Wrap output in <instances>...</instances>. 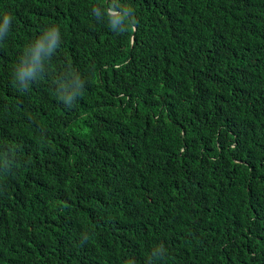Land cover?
Returning <instances> with one entry per match:
<instances>
[{
  "label": "trees",
  "instance_id": "1",
  "mask_svg": "<svg viewBox=\"0 0 264 264\" xmlns=\"http://www.w3.org/2000/svg\"><path fill=\"white\" fill-rule=\"evenodd\" d=\"M5 15L0 264H264V0Z\"/></svg>",
  "mask_w": 264,
  "mask_h": 264
},
{
  "label": "clouds",
  "instance_id": "2",
  "mask_svg": "<svg viewBox=\"0 0 264 264\" xmlns=\"http://www.w3.org/2000/svg\"><path fill=\"white\" fill-rule=\"evenodd\" d=\"M10 22V17L5 15L4 20H3V26H0V33H3L7 30L8 24ZM30 71V70H29ZM25 72L18 71L17 75L22 79L23 76L25 75Z\"/></svg>",
  "mask_w": 264,
  "mask_h": 264
}]
</instances>
